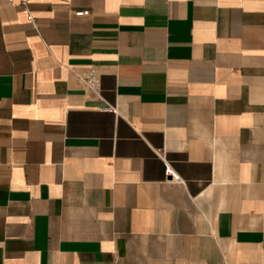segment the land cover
I'll return each mask as SVG.
<instances>
[{
    "label": "crops",
    "instance_id": "0c3cea01",
    "mask_svg": "<svg viewBox=\"0 0 264 264\" xmlns=\"http://www.w3.org/2000/svg\"><path fill=\"white\" fill-rule=\"evenodd\" d=\"M0 264H264V0H0Z\"/></svg>",
    "mask_w": 264,
    "mask_h": 264
},
{
    "label": "built area",
    "instance_id": "2783aa9c",
    "mask_svg": "<svg viewBox=\"0 0 264 264\" xmlns=\"http://www.w3.org/2000/svg\"><path fill=\"white\" fill-rule=\"evenodd\" d=\"M9 4H18L20 6H23L25 8L28 7L29 3L32 0H7ZM89 13L88 10H80L76 11V15H87ZM32 18V15L30 16Z\"/></svg>",
    "mask_w": 264,
    "mask_h": 264
}]
</instances>
